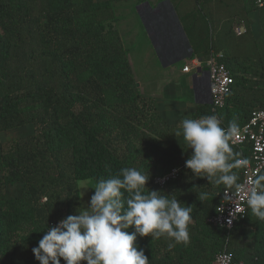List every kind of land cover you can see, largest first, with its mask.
I'll return each mask as SVG.
<instances>
[{
    "label": "trees",
    "instance_id": "16d2710c",
    "mask_svg": "<svg viewBox=\"0 0 264 264\" xmlns=\"http://www.w3.org/2000/svg\"><path fill=\"white\" fill-rule=\"evenodd\" d=\"M119 1L128 0H0V132L33 127L31 133L0 143V264H40L32 249L49 223L82 211L77 182L95 184L124 167L148 175L145 194L157 191L193 209L187 243L137 234L134 247L144 249L149 264H213L223 250L235 262L264 264V220L249 208L229 229L208 221L222 191L239 183L236 160L247 155V144L229 143L227 162L235 166L228 174L238 177L230 187L216 183L225 173L210 176L185 167L165 185L153 183L156 174L190 159L192 149L179 142L154 159L159 141L174 137L183 119L168 124L157 114L155 99L137 89L115 25L113 5ZM254 11L261 27L258 38L241 17ZM221 14L226 20L215 32ZM182 19L189 39L201 21L204 54H219L218 62L233 77L222 108L198 105L189 118L215 115L221 126L244 124L254 106H264L259 87L264 84V5L194 0ZM240 24L245 32L236 36L233 28ZM245 35L232 41V36ZM250 46L257 49L254 58L244 54ZM192 50L198 53L193 45ZM12 184L21 186L20 194L8 198L5 188ZM122 193L123 199L130 195ZM201 194L206 198L201 200Z\"/></svg>",
    "mask_w": 264,
    "mask_h": 264
},
{
    "label": "clouds",
    "instance_id": "9594fccd",
    "mask_svg": "<svg viewBox=\"0 0 264 264\" xmlns=\"http://www.w3.org/2000/svg\"><path fill=\"white\" fill-rule=\"evenodd\" d=\"M238 131L235 121L225 129L215 115L184 118L175 134H182L183 141L192 149L185 166L197 174L225 173L216 183L226 187L234 185L238 177L228 174L235 165L227 162V154L232 151L229 140ZM148 178L136 168L124 167L116 176L97 180L90 198V211L69 215L48 229L32 249L35 259L40 264H61V259L64 264H149L144 249L134 247L137 234L151 235L152 239L166 236L175 243H187L192 207L157 191L145 194ZM122 189L130 194L127 199H123ZM206 195L201 194L200 199ZM245 199L252 214L264 220V173L252 179ZM130 226L135 229L131 233L126 231ZM168 246L171 248L174 244Z\"/></svg>",
    "mask_w": 264,
    "mask_h": 264
},
{
    "label": "crops",
    "instance_id": "0c3cea01",
    "mask_svg": "<svg viewBox=\"0 0 264 264\" xmlns=\"http://www.w3.org/2000/svg\"><path fill=\"white\" fill-rule=\"evenodd\" d=\"M151 1L139 3L136 12L129 16L130 40L124 41L123 34L120 36L123 44L133 45L134 43L135 45V39L138 38L144 39L148 46L150 44V48L143 50L138 56L144 59L141 65L143 69L151 66L148 58H153L152 63H154L158 77L154 80L156 85L153 90L141 94L152 96L155 99L157 114L168 124L174 125L181 119L189 118L198 105H211L208 93L209 81L205 71V61L208 56L204 54L201 39L203 25L199 20L194 27V32L189 33L190 39L182 28L180 20L182 21L185 13L194 7V0H160L156 4ZM224 16L227 15L221 14L217 19L215 32L226 20ZM257 23H250L254 38H258L261 31L258 20ZM192 45L198 51L197 54L192 50ZM194 60H198V67L193 65ZM185 65L191 67L190 71L181 70ZM149 82L153 81H147L146 84ZM141 84L144 85L142 81ZM226 126L229 125L222 127ZM178 128L175 127V131ZM172 139L174 140L173 147L179 142H184L182 134L179 136L175 134L167 142Z\"/></svg>",
    "mask_w": 264,
    "mask_h": 264
},
{
    "label": "built area",
    "instance_id": "2783aa9c",
    "mask_svg": "<svg viewBox=\"0 0 264 264\" xmlns=\"http://www.w3.org/2000/svg\"><path fill=\"white\" fill-rule=\"evenodd\" d=\"M256 6L264 5V0H254ZM236 36L245 32L243 24L236 25L233 28ZM220 55L210 54L206 61L205 67L209 81L208 93L210 97L212 110L215 111L224 106L226 96L230 93L233 84V77L226 67L218 62L217 57ZM193 65L198 67V60L193 61ZM191 67L185 65L182 67L183 72L190 71ZM229 126L224 127L228 129ZM238 134L230 138L231 145L240 146L247 144V155L236 160V165L241 168V179L233 189H224L219 196L218 204L214 213L208 221L215 226L229 229L233 223L241 217L248 208L245 193L251 188V181L256 175L264 173V106L256 105L252 108L247 121L238 126ZM246 160L247 164H242ZM185 167V163L179 167H173L164 173L156 174L153 183L158 186L165 185L171 178H174L179 169ZM45 200V199H43ZM231 220V224L228 221ZM61 220L52 221L48 229L55 227ZM46 230V231H47ZM213 264H242L235 262L231 253L223 250L218 252L213 259Z\"/></svg>",
    "mask_w": 264,
    "mask_h": 264
},
{
    "label": "rangeland",
    "instance_id": "374dc122",
    "mask_svg": "<svg viewBox=\"0 0 264 264\" xmlns=\"http://www.w3.org/2000/svg\"><path fill=\"white\" fill-rule=\"evenodd\" d=\"M97 1H102V0H97ZM160 0H152L151 3L156 4ZM243 2V1H241ZM240 2V3H241ZM138 0H128V1H119L115 2L113 5V14L116 17L115 19V25L117 30L119 29V32L123 37L122 39L124 41H129V37L131 35V28L128 27L131 23L129 21V16L132 15L134 12H136V8L138 6ZM257 11L253 13H249L248 15H245L244 13L241 14V17L244 19H247L249 23L256 24L258 20V12ZM231 14V18H233L234 13L232 11L229 13ZM113 16V15H112ZM237 20V19H236ZM139 21V20H137ZM140 23V22H139ZM141 24V23H140ZM258 25V23H257ZM261 29V27H260ZM133 32V29H132ZM261 34V31H260ZM253 36V35H252ZM260 36V35H259ZM258 36V37H259ZM246 39V35L243 37H236L232 36V41H238V40H244ZM129 43V42H128ZM128 45L127 43H124V46L126 48V54L128 57L129 65L132 71L133 79L135 83L137 84L136 87L140 91V93H145V92H150L153 90L155 87L156 83L154 82L155 78L158 77L157 72H155V67L153 62V58H148L150 61L151 66H149L148 69H143L141 66L144 62V59L140 58L138 55L142 53L143 50L149 49L150 44L148 46L147 42L144 41V39H135V45ZM261 45L264 44L263 41L260 43ZM261 48V47H260ZM257 49H252V46L247 47L245 50L244 54L249 55L248 57L254 58L256 54ZM144 53V52H143ZM147 53V51L145 52ZM153 81L149 82V84H146L147 81ZM256 82H259L258 79H256ZM141 81L144 83L142 86ZM260 86L264 89V84L262 82L259 83ZM144 95V94H143ZM264 101V97H263ZM33 131V127L31 125H24L22 127H18L15 129L7 130L4 132H0V143H7L9 141H12L13 139H16L20 136L26 135L28 133H31ZM176 132V131H175ZM174 132V133H175ZM175 136V135H174ZM173 138V137H171ZM169 138V139H171ZM168 139L161 140L157 144V149L156 152L154 153V159L158 157L159 154L169 151L173 149V139L169 142H167ZM94 183L91 182V180L84 179V180H79L77 182V187L80 195V202H81V207L82 210L84 211H90V198L94 194ZM20 188L21 186L19 184H12V185H7L5 188V194L8 198H12L15 196H18L20 194Z\"/></svg>",
    "mask_w": 264,
    "mask_h": 264
},
{
    "label": "water",
    "instance_id": "95a60500",
    "mask_svg": "<svg viewBox=\"0 0 264 264\" xmlns=\"http://www.w3.org/2000/svg\"><path fill=\"white\" fill-rule=\"evenodd\" d=\"M205 71H206V68H205ZM137 85V84H136Z\"/></svg>",
    "mask_w": 264,
    "mask_h": 264
}]
</instances>
